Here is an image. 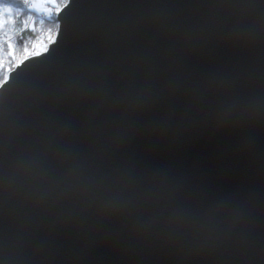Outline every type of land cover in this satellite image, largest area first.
I'll return each mask as SVG.
<instances>
[{
	"label": "water",
	"instance_id": "obj_1",
	"mask_svg": "<svg viewBox=\"0 0 264 264\" xmlns=\"http://www.w3.org/2000/svg\"><path fill=\"white\" fill-rule=\"evenodd\" d=\"M57 25L0 88V256L264 264V0H68Z\"/></svg>",
	"mask_w": 264,
	"mask_h": 264
},
{
	"label": "trees",
	"instance_id": "obj_2",
	"mask_svg": "<svg viewBox=\"0 0 264 264\" xmlns=\"http://www.w3.org/2000/svg\"><path fill=\"white\" fill-rule=\"evenodd\" d=\"M66 6L63 0H56L55 5H48L52 9L51 19L46 15L34 13V20L30 26L14 37L15 46L12 49V54H0L3 58V65L0 66V81L3 83H0V88L18 67L28 61L40 58L55 42L58 31L57 17ZM19 27H23V24L21 23ZM45 46L47 47L46 51Z\"/></svg>",
	"mask_w": 264,
	"mask_h": 264
},
{
	"label": "snow or ice",
	"instance_id": "obj_3",
	"mask_svg": "<svg viewBox=\"0 0 264 264\" xmlns=\"http://www.w3.org/2000/svg\"><path fill=\"white\" fill-rule=\"evenodd\" d=\"M63 3L66 6L68 0H63ZM55 4L56 0H0V54H12V49L15 46L14 37L30 26L34 20V13L46 15L51 19L52 9L48 5ZM21 23L23 27H19ZM2 65L3 58L0 56V66Z\"/></svg>",
	"mask_w": 264,
	"mask_h": 264
},
{
	"label": "clouds",
	"instance_id": "obj_4",
	"mask_svg": "<svg viewBox=\"0 0 264 264\" xmlns=\"http://www.w3.org/2000/svg\"><path fill=\"white\" fill-rule=\"evenodd\" d=\"M0 262H2V264H15L14 246H10L7 252L0 256Z\"/></svg>",
	"mask_w": 264,
	"mask_h": 264
}]
</instances>
